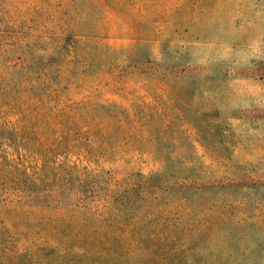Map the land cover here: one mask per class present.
Wrapping results in <instances>:
<instances>
[{"label":"rangeland","instance_id":"1","mask_svg":"<svg viewBox=\"0 0 264 264\" xmlns=\"http://www.w3.org/2000/svg\"><path fill=\"white\" fill-rule=\"evenodd\" d=\"M0 264H264V0H0Z\"/></svg>","mask_w":264,"mask_h":264}]
</instances>
